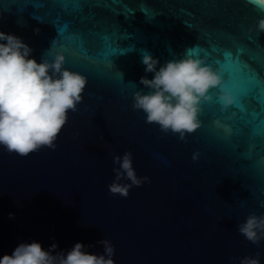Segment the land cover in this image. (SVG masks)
<instances>
[{
  "label": "water",
  "instance_id": "95a60500",
  "mask_svg": "<svg viewBox=\"0 0 264 264\" xmlns=\"http://www.w3.org/2000/svg\"><path fill=\"white\" fill-rule=\"evenodd\" d=\"M261 18L264 6L250 0H0V31L21 38L38 63L59 52L87 79L54 151L21 158L0 147V257L32 241L64 252L82 243L100 255L108 239L114 264H239L256 253L264 264V240L253 245L237 231L264 214V82L244 68L264 77ZM145 51L161 65L203 60L234 103L224 108L212 89L194 133L163 134L132 109L133 93L148 91L140 78L153 75ZM126 151L150 182L121 198L108 185L113 157Z\"/></svg>",
  "mask_w": 264,
  "mask_h": 264
},
{
  "label": "clouds",
  "instance_id": "9594fccd",
  "mask_svg": "<svg viewBox=\"0 0 264 264\" xmlns=\"http://www.w3.org/2000/svg\"><path fill=\"white\" fill-rule=\"evenodd\" d=\"M250 2L264 6V0ZM255 31L264 33V18L257 21ZM32 51L21 38L0 31V147L21 158L42 148L55 150L68 113L77 111L87 85L86 77L64 67L65 57L59 52L51 61L42 56L38 63L30 58ZM141 63L144 72L153 75L151 79L140 78L139 84L148 91L133 93L132 109L142 111L145 122L157 125L165 135L171 133L185 141L194 133L200 127L199 106L211 101L208 94L212 89L220 87L217 99L224 108L234 103L221 87L220 76L201 59L185 54L161 65L145 51ZM198 158L199 154L193 153L192 160ZM113 164L119 167L112 169L114 180L108 185L112 196L127 198L132 187L150 182L146 176L137 177L131 152L114 156ZM259 206L264 208V201ZM9 219H14V214L9 213ZM237 231L246 241L259 245L264 240V214H249L237 225ZM98 243L103 245L100 255L88 253L82 243L66 252L56 251L55 243L48 249L36 241L20 243L10 255L0 257V264H114L111 242L103 239ZM239 264H260V254L240 258Z\"/></svg>",
  "mask_w": 264,
  "mask_h": 264
},
{
  "label": "snow or ice",
  "instance_id": "6c2138e0",
  "mask_svg": "<svg viewBox=\"0 0 264 264\" xmlns=\"http://www.w3.org/2000/svg\"><path fill=\"white\" fill-rule=\"evenodd\" d=\"M240 51H243V49H241ZM228 59L229 60H231V56L229 55L228 56ZM239 63V62H238ZM244 68H247V76L249 77V78H254V79H257V80H259V81H262V82H264V77H261V78H257V76H256V74L255 73H253L252 72V70H251V68H249L247 65H244ZM260 100H261V104L262 105H264V99H262V98H260ZM237 105L238 106H241L240 104H239V100L237 99ZM242 107V106H241Z\"/></svg>",
  "mask_w": 264,
  "mask_h": 264
}]
</instances>
